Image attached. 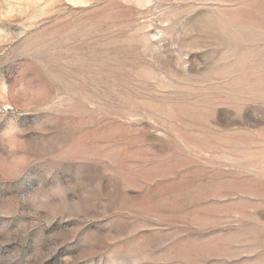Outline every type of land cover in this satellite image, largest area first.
<instances>
[{"label":"rangeland","instance_id":"rangeland-1","mask_svg":"<svg viewBox=\"0 0 264 264\" xmlns=\"http://www.w3.org/2000/svg\"><path fill=\"white\" fill-rule=\"evenodd\" d=\"M0 264H264V0H0Z\"/></svg>","mask_w":264,"mask_h":264}]
</instances>
